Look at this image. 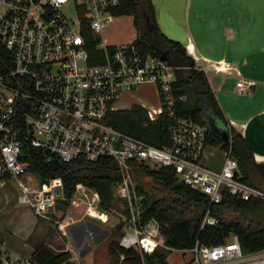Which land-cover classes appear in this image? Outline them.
I'll use <instances>...</instances> for the list:
<instances>
[{"label":"built area","instance_id":"obj_1","mask_svg":"<svg viewBox=\"0 0 264 264\" xmlns=\"http://www.w3.org/2000/svg\"><path fill=\"white\" fill-rule=\"evenodd\" d=\"M119 1L0 0V187L15 177L21 188L18 201L58 227L86 215L105 221L107 212L98 207L94 191V200L86 203L77 216L71 208H58L56 199L64 198L61 178H44L41 187L33 186L34 178L24 157L30 154L25 149L29 146L39 149L46 160L53 156L64 161L76 156L89 160L110 157L118 172L111 194L123 199L125 203L120 204L126 207V212L121 208L118 215L125 221L118 244L139 252H150L158 246L174 249L164 243L154 216L141 218L142 193L135 191L132 175L137 164L169 166L177 179L203 193L209 203L217 202L223 192L240 198H264V189L242 179L228 140L221 147L219 167L202 162V149L209 144L205 125L173 111L175 65L159 55L140 54L132 40L112 44L100 36L109 16L116 15ZM194 65L205 74L233 67L223 59ZM145 81L154 83L159 101L157 106L139 105L149 120L160 114L168 117L164 145H154L109 121L112 112L120 109L114 102L121 92ZM245 83L241 78L236 80L237 91ZM21 174L27 181L19 177ZM83 196L84 192L78 198L71 194L68 204L77 208ZM216 221L206 208L201 223ZM229 238L210 245L195 240L187 249L191 252L187 264L242 258L236 235ZM122 257L120 252L118 258ZM0 264L34 261L30 255L12 251L0 237Z\"/></svg>","mask_w":264,"mask_h":264},{"label":"trees","instance_id":"obj_2","mask_svg":"<svg viewBox=\"0 0 264 264\" xmlns=\"http://www.w3.org/2000/svg\"><path fill=\"white\" fill-rule=\"evenodd\" d=\"M115 14H128L134 29L132 42L136 50L144 54H165V60L175 65L171 83L173 111L178 115H189L206 127L207 143L226 146L220 132L228 134L231 153L236 158L242 179L264 189V161H255L252 151L240 131L228 123L206 79L205 73L197 69L193 58L176 39L165 35L155 20L151 0H120ZM92 49L91 45L87 46ZM0 49L3 50L2 46ZM117 113V116L114 115ZM109 121L117 128L140 137L154 145L167 143L165 127L169 121L165 114L149 120L145 109L131 103L128 108L112 112ZM30 152L25 156L27 167L39 172L41 178L59 176L64 198L56 199V206L66 203L77 184L91 188L98 197V207L108 211L116 201L123 199L111 194V187L118 179L117 167L113 159L99 156L93 160L76 156L64 161L53 156L44 159L39 149L26 147ZM135 191L142 193L141 218L154 216L158 220L159 231L164 243L174 249L185 250L195 240L200 244L223 242L229 234H235L242 253L264 250V198L250 196L240 198L223 192L217 202L209 203L207 196L177 179L169 166H151L139 163L133 171ZM206 208L217 217L215 223H201ZM122 211L126 212L123 205ZM125 221L118 218L112 233L118 237ZM99 222L87 218L78 223L79 230L91 232ZM78 230V231H79ZM53 250L46 243L35 246L31 253L34 264H76L70 260V252L61 246ZM108 252L127 264H167L166 253L170 248L155 247L150 252L139 254L133 247L120 246L117 239H110ZM191 259V258H190ZM189 259V260H190Z\"/></svg>","mask_w":264,"mask_h":264},{"label":"crops","instance_id":"obj_3","mask_svg":"<svg viewBox=\"0 0 264 264\" xmlns=\"http://www.w3.org/2000/svg\"><path fill=\"white\" fill-rule=\"evenodd\" d=\"M151 1L159 29L178 40L195 63L207 64L209 60L223 59L232 64L228 70H208L205 76L228 123L240 131L254 160L264 161V0ZM240 78L244 83L247 80H253V83H245L241 91H237L235 81ZM216 147L222 151L219 145ZM222 159L223 152L217 162H211V167H219ZM31 213L34 217L24 232L17 227L18 234L0 236L12 251L24 255H31L40 243L52 248L55 243L54 232L48 233L51 229L47 230L45 226L51 220ZM86 217L60 227L52 224L65 237L70 260L79 264H91L89 260L94 249L90 243L93 238L89 240L76 235L78 223ZM185 251L188 250H182ZM182 257V263L177 264H187L191 258ZM209 264H264V250L243 253L237 260Z\"/></svg>","mask_w":264,"mask_h":264},{"label":"rangeland","instance_id":"obj_4","mask_svg":"<svg viewBox=\"0 0 264 264\" xmlns=\"http://www.w3.org/2000/svg\"><path fill=\"white\" fill-rule=\"evenodd\" d=\"M99 34L108 43L121 44L129 42L134 37V30L131 25V16L128 14H117L109 16ZM158 101L159 99L154 83L151 81H145L139 84V86L133 90L121 92L118 99L114 102V105L119 106L120 109L128 108L131 103H140L146 107H150L157 106ZM114 116L116 117L117 113ZM201 156L203 163L208 166H213L211 162H217L222 156V151L219 149V147H216V145L213 146L210 144H205L202 149ZM30 171L32 172V176L34 178V180L32 181L33 186L41 187L43 178H41L39 172L34 169H30ZM19 177L23 181H27L25 174H21ZM20 192L21 188L15 177H12L9 182H7L3 187H0V236H7L8 234L14 233L18 234L17 227H20V229H22V231L24 232L26 227H29V225L31 224L30 221L33 219L34 215L31 213L32 211L27 204L20 203L18 201V195ZM81 192H84L86 196L80 197V204L76 209H73L71 203L68 204V200L66 201V203H64L63 206L58 208H71L75 216L79 215L81 212L80 210L84 208L86 203H88L90 200H94L95 197L93 190L82 184H79L75 187V190L72 193V197L78 198ZM96 200L93 201L95 204L97 203ZM121 208L122 206L120 202L115 201L113 205H111V208L106 211L108 217L105 219V221H101L98 229L92 228L91 232H88L86 234H84L85 232H82L80 230L76 233L78 237L80 236L82 238H89V240L93 238V241L90 240V243L94 248L90 255L91 260H89L92 261L91 264H127L122 260L119 261V258L116 259L107 250V244L109 240L118 238L116 234L112 233V229L113 224L118 220V215L121 212ZM57 213L59 214V211H57ZM100 215L104 216L103 213ZM87 218H92V220L94 219L96 221L95 218L89 215L87 216ZM47 220L50 221L49 219ZM52 224L53 222L50 221V223L45 226H47V230H49L48 228L51 229L48 231V233L54 232L55 243H53V250L56 251L59 249L58 246L65 248V237L59 234L57 232V229H55V226H52ZM45 226H43L44 229ZM229 237L230 236L228 235V240L230 239ZM94 239H97L96 242L94 241ZM78 245L80 248L81 243H79ZM135 250L139 254L142 253L137 249ZM183 255H186V257H188L191 256V253L188 251L182 252L179 249L168 250L166 253L167 264L182 263Z\"/></svg>","mask_w":264,"mask_h":264},{"label":"water","instance_id":"obj_5","mask_svg":"<svg viewBox=\"0 0 264 264\" xmlns=\"http://www.w3.org/2000/svg\"><path fill=\"white\" fill-rule=\"evenodd\" d=\"M159 57L161 59H165L166 56H165L164 52H161L159 54ZM220 138H221L222 141L227 142V140H228V134H227V132L226 131H221L220 132ZM55 190H56V194L58 195L59 194V189L56 188Z\"/></svg>","mask_w":264,"mask_h":264}]
</instances>
